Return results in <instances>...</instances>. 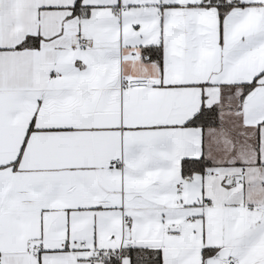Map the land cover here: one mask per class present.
<instances>
[{
  "label": "snow or ice",
  "instance_id": "obj_1",
  "mask_svg": "<svg viewBox=\"0 0 264 264\" xmlns=\"http://www.w3.org/2000/svg\"><path fill=\"white\" fill-rule=\"evenodd\" d=\"M0 264H264V0H0Z\"/></svg>",
  "mask_w": 264,
  "mask_h": 264
}]
</instances>
